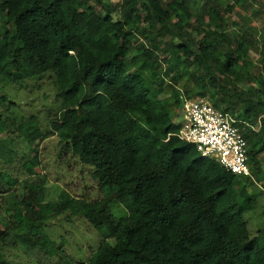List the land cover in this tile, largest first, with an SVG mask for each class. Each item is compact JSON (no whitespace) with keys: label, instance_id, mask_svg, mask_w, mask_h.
Masks as SVG:
<instances>
[{"label":"trees","instance_id":"trees-1","mask_svg":"<svg viewBox=\"0 0 264 264\" xmlns=\"http://www.w3.org/2000/svg\"><path fill=\"white\" fill-rule=\"evenodd\" d=\"M120 1L0 0V83L15 90L53 74L61 98L49 131L36 114L17 122L0 112V140L12 156L20 151L16 136L32 148L21 156L22 196L13 193L21 173L0 167V208L8 213L0 215V264H12L19 253L5 256L17 247L28 258L66 257L47 229L64 213L82 217L100 237L89 264H264V224L253 234L246 217L257 204L253 182L201 156L172 118L185 98L213 97L247 122L237 125L255 178L264 176V77L249 70L257 47L251 25L232 20L229 28L225 15L249 0ZM196 13L202 24L192 29L201 41L187 28ZM261 51L264 57V43ZM8 100L0 94L6 111L16 104ZM50 133L91 166L100 198L63 188L46 199L47 179L35 178V162Z\"/></svg>","mask_w":264,"mask_h":264},{"label":"rangeland","instance_id":"rangeland-1","mask_svg":"<svg viewBox=\"0 0 264 264\" xmlns=\"http://www.w3.org/2000/svg\"><path fill=\"white\" fill-rule=\"evenodd\" d=\"M110 1L117 6L121 2L120 0H105ZM233 2V0H232ZM264 0H249V2H242L238 4L233 12L226 13V17H229L228 26H233L232 20H236L240 27H244L246 23L251 25L250 35L254 41V45L257 48L251 47L249 60L252 62L249 70L257 73L259 76L264 77V57L261 51V46L264 43V7L262 6ZM94 3V2H93ZM201 2L196 1L195 6H199ZM95 4V3H94ZM97 9H101V5H96ZM116 17V12L113 13ZM199 14L196 13L191 20L192 26L201 25L202 20L199 19ZM3 21V14H0V23ZM203 29H206L204 23ZM189 30L192 27H188ZM197 40H203L202 36L197 35V31L193 30ZM36 78V77H35ZM53 74H45L42 78L28 80L22 85H18L15 90L9 89L10 86H4L0 83V94H5L9 98L6 104L10 101H14L16 104H9L10 111H6L0 104V112L4 115H12L18 122L31 114H36L39 118L40 125L43 130L49 131V121L53 118L57 108L61 103V98L57 95V90L53 83ZM21 84V83H19ZM10 85V84H8ZM12 86V84H11ZM183 86V82L180 83ZM171 94L170 88L166 87L162 93L163 97H169ZM172 100V98H170ZM212 100L214 101L213 97ZM181 109L176 108L172 113V118L175 123L184 121V117L180 114ZM11 127L14 125L11 123ZM13 147L19 149L16 157L12 156L9 146L5 140H0V167L15 168V173H21L20 182L17 186V190L13 193L22 196L24 193L23 181L28 177L23 168V162L25 159H21L24 153H27L29 146L24 142L23 137L16 136ZM34 150V149H33ZM38 161L35 162L36 175L35 178L41 176L47 179V198L57 199L59 197L61 189H67L71 194L85 198L90 201L97 200L102 196L100 193V185L95 180L91 173V166L81 163L70 151L63 147L59 142L57 134L50 133L45 140H41L38 146ZM35 152V150H34ZM264 168V156L262 157ZM253 184L250 185L252 194H255L256 206L251 212H247L249 228L253 234L257 233L259 228L264 224V176L251 179ZM240 188V186H238ZM11 194L9 195V198ZM1 202V199H0ZM117 205L112 207L114 214L118 215L116 210ZM4 208H0V215L2 217L8 215L3 213ZM118 211L126 214L127 212L121 207H118ZM261 215H263L261 217ZM48 231L55 239L56 242L63 244L67 256L60 257L59 262L56 259L49 258H37L36 256L28 258L23 255L24 250L17 248H10L6 257L13 258V256L19 257L13 258L12 264H59L64 261L65 264H89V259L92 253L100 244V237L89 231L86 227V223L83 222V218L75 215H66L65 213L53 217L48 221ZM64 238V241L62 239ZM18 249V251H16ZM22 254L23 256H21ZM21 257V258H20ZM72 260V262H71Z\"/></svg>","mask_w":264,"mask_h":264},{"label":"built area","instance_id":"built-area-1","mask_svg":"<svg viewBox=\"0 0 264 264\" xmlns=\"http://www.w3.org/2000/svg\"><path fill=\"white\" fill-rule=\"evenodd\" d=\"M187 122L181 137L198 144L203 155L215 156L236 173H250L248 143L236 120L218 110L208 98H199L186 104Z\"/></svg>","mask_w":264,"mask_h":264},{"label":"clouds","instance_id":"clouds-1","mask_svg":"<svg viewBox=\"0 0 264 264\" xmlns=\"http://www.w3.org/2000/svg\"><path fill=\"white\" fill-rule=\"evenodd\" d=\"M194 17V16H193ZM192 20V19H191ZM191 20H190V22L189 23H191ZM190 27H193L192 26V23L189 25ZM187 28H188V26H187ZM189 29V28H188ZM192 33H193V29H191L190 30ZM199 98H208L212 103H213V105L218 109V110H220L221 112H223V113H228L231 117H233L235 120H236V123H235V125H237V123H241V122H243V123H245L246 121L245 120H241L242 118H237L236 116H234L232 113H230V112H228V111H223L222 109H220V108H218L216 105H215V103H214V101L212 100V98L210 97V96H196V97H190V98H185V100H184V102H183V105L180 107V109H181V112H180V114H182L183 115V117H184V121L183 122H180L181 123V129H180V131L178 132V135H179V137L180 138H182L181 137V135H180V133H181V130L184 128V125H185V123L187 122V120H186V116H185V113L187 112V107H186V104L187 103H189V101H195V100H198ZM176 109V108H175ZM174 111V110H173ZM246 124H247V122H246ZM239 128H240V130H241V127H240V125H237ZM241 132H242V130H241ZM243 134V133H242ZM244 135V134H243ZM244 137H245V135H244ZM246 138V137H245ZM182 139H184V140H186V141H188L187 139H185V138H182ZM246 140H247V143H248V150H247V156H248V164H249V166H250V173H248V174H245V173H236V172H233V171H231V170H228L222 163H221V161H220V159L219 158H217V157H215V156H210V155H207V156H205V155H203L202 154V152L198 149V144L197 143H195V142H192V143H194V144H196V146H197V149L200 151V154H201V156H203V157H213V158H215L226 170H228V171H230V172H232V173H234V174H236V175H238V176H241V177H248V178H250V179H254V174H253V165H252V161L250 160V155H249V148H250V146H249V142H248V139L246 138ZM189 142H191V141H189Z\"/></svg>","mask_w":264,"mask_h":264}]
</instances>
